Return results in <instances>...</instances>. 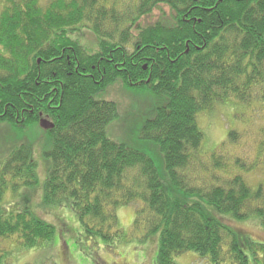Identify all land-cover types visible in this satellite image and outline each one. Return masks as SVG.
Returning a JSON list of instances; mask_svg holds the SVG:
<instances>
[{
  "label": "trees",
  "instance_id": "1",
  "mask_svg": "<svg viewBox=\"0 0 264 264\" xmlns=\"http://www.w3.org/2000/svg\"><path fill=\"white\" fill-rule=\"evenodd\" d=\"M117 81L168 99L135 141L150 153L107 136L119 110L98 95ZM228 104L245 108L233 119L246 128L208 152L199 118ZM0 124L41 128L50 164L40 187L28 143L2 163L0 264H14L5 245L53 251L74 229L38 212L62 208L110 252L157 236L154 264L186 253L264 264V242L235 226L264 227V0H0ZM159 153L167 180L150 155ZM123 207L135 211L130 231L119 225Z\"/></svg>",
  "mask_w": 264,
  "mask_h": 264
},
{
  "label": "rangeland",
  "instance_id": "2",
  "mask_svg": "<svg viewBox=\"0 0 264 264\" xmlns=\"http://www.w3.org/2000/svg\"><path fill=\"white\" fill-rule=\"evenodd\" d=\"M165 12H169L168 9H164ZM156 10L154 21L160 20V12ZM166 14V13H165ZM167 15V14H166ZM168 16V15H167ZM160 17V18H159ZM171 20V13L169 12V19ZM85 40L82 42L87 44L89 41V34L84 35ZM82 38L78 36L76 39L78 42ZM100 100L114 102L119 110V118L108 125L106 133L108 138L117 142L124 143L129 147L141 149L147 153H150L146 149L141 148L140 143H135L138 139L139 132L143 124L155 117L157 110L164 106L168 99L167 97H156L148 92H140L133 88H127L117 81L112 86L107 88L104 92L98 95ZM160 98H164L162 101ZM237 108V109H235ZM246 112L245 108L241 105L233 106L228 104L227 106H216L211 115H203L199 118V127L204 133V150L212 151L215 149L226 137L229 130H242L246 126L233 119L235 111ZM246 114V113H245ZM249 114V113H248ZM44 130V129H43ZM39 127L28 128L22 131L13 130L7 124H0V167L5 161L7 155L12 149L13 145H19L25 143L33 149V158L38 163L40 187L43 186L47 172L44 173V166L49 164L48 159L44 156L45 147L42 144L46 138V134ZM40 142V143H38ZM35 148V149H34ZM251 150V147L249 148ZM237 153H241L238 149ZM37 153V154H36ZM38 153H40L38 155ZM156 163V167L162 179L167 180L165 174L164 160L159 153L160 160L150 154ZM50 167V164H49ZM256 174H261L257 171L255 174H249L247 176L248 182L251 185L256 184ZM6 200L11 201V195L6 196ZM37 202V201H35ZM39 204V203H38ZM44 220L50 223H57V218L69 219V225L73 227L74 231L71 233L68 231L63 236L60 235L55 239L58 241V246L53 251H22L18 252V248L15 246L5 245L9 247L8 251H12V257L9 259L14 264H154L157 251H158V238L152 237L145 243H140L139 238H136L131 244L118 247L115 252H110L102 241L100 240H87L79 226V221L75 214L67 208L62 209H49L45 212H38ZM119 225L124 231H130L133 221L135 219V211L133 207H123L118 209ZM248 222L251 224H235V226L248 233L251 239L264 242V227L260 225L257 219H251ZM68 222V221H67ZM258 228V230L256 229ZM157 242V244H156ZM64 243L67 244L66 248H61ZM13 245V244H11ZM19 254V255H17ZM177 264H207L201 261L199 257L194 253H186L176 259Z\"/></svg>",
  "mask_w": 264,
  "mask_h": 264
},
{
  "label": "water",
  "instance_id": "3",
  "mask_svg": "<svg viewBox=\"0 0 264 264\" xmlns=\"http://www.w3.org/2000/svg\"><path fill=\"white\" fill-rule=\"evenodd\" d=\"M40 126L44 130H51L54 127L50 122L44 119L40 121Z\"/></svg>",
  "mask_w": 264,
  "mask_h": 264
}]
</instances>
